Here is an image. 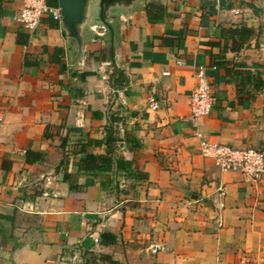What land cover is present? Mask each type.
Here are the masks:
<instances>
[{
	"label": "crops",
	"instance_id": "1",
	"mask_svg": "<svg viewBox=\"0 0 264 264\" xmlns=\"http://www.w3.org/2000/svg\"><path fill=\"white\" fill-rule=\"evenodd\" d=\"M96 1L79 47L0 0V264H264V179L199 150L264 151V0H134L107 26ZM199 66L216 102L193 120Z\"/></svg>",
	"mask_w": 264,
	"mask_h": 264
},
{
	"label": "built area",
	"instance_id": "2",
	"mask_svg": "<svg viewBox=\"0 0 264 264\" xmlns=\"http://www.w3.org/2000/svg\"><path fill=\"white\" fill-rule=\"evenodd\" d=\"M49 16L60 21L58 8L50 6L48 0H21V8L15 15V20L31 36L40 26L42 19ZM195 79L196 86L189 98L190 117L193 120L208 115L216 102L214 86L203 66L197 67ZM149 108L151 110L158 108L153 98L149 100ZM2 121L0 116V122ZM196 135L199 136L198 133ZM199 150L200 155L211 160L216 168L240 173L243 180L253 188L258 187L264 179V151L253 148L236 149L223 144L210 143L204 139L199 142ZM99 240L98 236L93 238L95 244H98ZM151 248L153 252L160 249L159 246Z\"/></svg>",
	"mask_w": 264,
	"mask_h": 264
},
{
	"label": "water",
	"instance_id": "3",
	"mask_svg": "<svg viewBox=\"0 0 264 264\" xmlns=\"http://www.w3.org/2000/svg\"><path fill=\"white\" fill-rule=\"evenodd\" d=\"M134 0H98V20L108 25V10L117 5H129ZM60 12V22L66 34L77 41L79 47L82 45L80 28L87 19L88 0H56Z\"/></svg>",
	"mask_w": 264,
	"mask_h": 264
},
{
	"label": "trees",
	"instance_id": "4",
	"mask_svg": "<svg viewBox=\"0 0 264 264\" xmlns=\"http://www.w3.org/2000/svg\"><path fill=\"white\" fill-rule=\"evenodd\" d=\"M49 1V0H48ZM49 3V2H48ZM56 0H53V2H50V5H56ZM118 75L121 76V72H118ZM115 138L111 135H108L107 138V142H109L108 144H111L113 142H115ZM111 146H109V151H111ZM99 164L100 166L104 163V165H107L109 167V165L111 164V159L110 157H102V156H94V155H87L83 160H82V164H84L85 170H96V165ZM117 167L121 168V169H125V163L123 164L122 161L118 160L117 161ZM97 172V171H96Z\"/></svg>",
	"mask_w": 264,
	"mask_h": 264
},
{
	"label": "rangeland",
	"instance_id": "5",
	"mask_svg": "<svg viewBox=\"0 0 264 264\" xmlns=\"http://www.w3.org/2000/svg\"><path fill=\"white\" fill-rule=\"evenodd\" d=\"M96 0H88V12L91 13L92 11V6H93V3L95 2ZM97 3V6H98V0L96 1ZM99 19V18H98Z\"/></svg>",
	"mask_w": 264,
	"mask_h": 264
}]
</instances>
